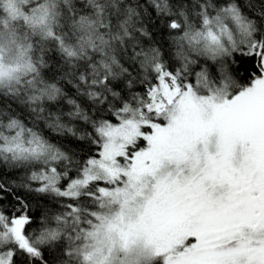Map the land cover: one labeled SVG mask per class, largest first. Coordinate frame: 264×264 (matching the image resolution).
Segmentation results:
<instances>
[{"label": "trees", "instance_id": "obj_1", "mask_svg": "<svg viewBox=\"0 0 264 264\" xmlns=\"http://www.w3.org/2000/svg\"><path fill=\"white\" fill-rule=\"evenodd\" d=\"M6 2L0 256L9 253L10 264H88L83 242L72 239L104 212L93 199L124 183L93 175L108 134L135 116L154 118L152 92L162 83L202 95L225 87L233 96L263 76L264 0H17L12 9ZM237 23L252 38L217 56L208 31L225 35ZM129 147L127 155L141 150ZM19 218L24 244L8 232Z\"/></svg>", "mask_w": 264, "mask_h": 264}, {"label": "rangeland", "instance_id": "obj_2", "mask_svg": "<svg viewBox=\"0 0 264 264\" xmlns=\"http://www.w3.org/2000/svg\"><path fill=\"white\" fill-rule=\"evenodd\" d=\"M16 1L6 5L16 8ZM251 31L237 23L225 35L209 30L208 39L221 57L227 43L252 38ZM152 97L155 117L135 116L114 128L92 168L94 176L124 183L93 199L104 212L72 239L83 242L84 260L264 264V217L254 214V192L264 186V73L233 96L225 87L202 95L162 83ZM132 144L141 150L127 155ZM23 225L15 219L8 232L24 244ZM10 260L9 253L0 256V264Z\"/></svg>", "mask_w": 264, "mask_h": 264}, {"label": "flooded vegetation", "instance_id": "obj_3", "mask_svg": "<svg viewBox=\"0 0 264 264\" xmlns=\"http://www.w3.org/2000/svg\"><path fill=\"white\" fill-rule=\"evenodd\" d=\"M263 161H264V155H263ZM262 185H264V183ZM254 201L256 203V206L254 207V214L256 216L264 217V186L261 191L256 190L254 192Z\"/></svg>", "mask_w": 264, "mask_h": 264}]
</instances>
